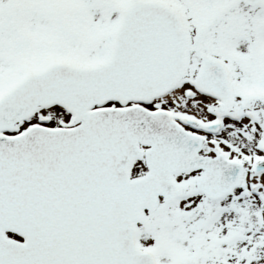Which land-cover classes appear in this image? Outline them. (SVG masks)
Masks as SVG:
<instances>
[{
  "label": "snow or ice",
  "instance_id": "1",
  "mask_svg": "<svg viewBox=\"0 0 264 264\" xmlns=\"http://www.w3.org/2000/svg\"><path fill=\"white\" fill-rule=\"evenodd\" d=\"M0 264H264V0H0Z\"/></svg>",
  "mask_w": 264,
  "mask_h": 264
}]
</instances>
